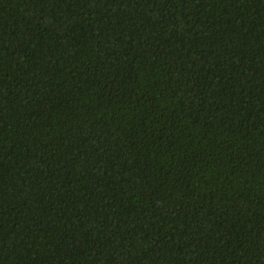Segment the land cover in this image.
I'll list each match as a JSON object with an SVG mask.
<instances>
[{"label": "trees", "instance_id": "16d2710c", "mask_svg": "<svg viewBox=\"0 0 264 264\" xmlns=\"http://www.w3.org/2000/svg\"><path fill=\"white\" fill-rule=\"evenodd\" d=\"M0 264H264V0H0Z\"/></svg>", "mask_w": 264, "mask_h": 264}]
</instances>
